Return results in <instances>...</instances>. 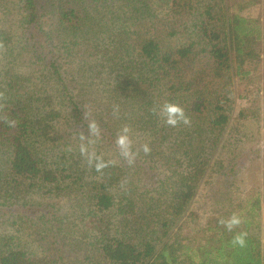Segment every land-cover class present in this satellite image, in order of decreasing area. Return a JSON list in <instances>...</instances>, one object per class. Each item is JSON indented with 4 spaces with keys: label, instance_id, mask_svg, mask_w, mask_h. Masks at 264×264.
Wrapping results in <instances>:
<instances>
[{
    "label": "trees",
    "instance_id": "1",
    "mask_svg": "<svg viewBox=\"0 0 264 264\" xmlns=\"http://www.w3.org/2000/svg\"><path fill=\"white\" fill-rule=\"evenodd\" d=\"M263 31L212 0H0V264H264V180L186 228L244 161L206 78L247 74Z\"/></svg>",
    "mask_w": 264,
    "mask_h": 264
},
{
    "label": "rangeland",
    "instance_id": "2",
    "mask_svg": "<svg viewBox=\"0 0 264 264\" xmlns=\"http://www.w3.org/2000/svg\"><path fill=\"white\" fill-rule=\"evenodd\" d=\"M212 1L216 7L226 8L228 13L259 20L264 28V0ZM182 40L180 36L164 37L162 43L166 46H174L180 44ZM250 47L259 54V59L245 66L248 70L247 74L239 77L231 74L230 68L223 72L212 69L206 78L209 90L219 89L226 92L227 106L231 109H229V127L234 129H231L229 134L230 137L236 136V139L234 137L228 139L222 152H226L225 158H228L231 152L233 153L234 157L229 159L230 162H233L240 154L244 156V161L233 175L227 178L212 177L211 185L201 184L190 205L191 212L197 216L195 221L189 220L190 224L186 226L191 230L213 219L216 210L221 207L219 202L223 201L226 207L231 205L228 208L231 209L243 200L244 195L254 183L258 182L261 185L264 180V38L253 40ZM241 107H249V110L244 118L237 120L235 113ZM250 148L257 150V153L249 151ZM227 165L226 161L225 166ZM45 201L49 202L46 199ZM4 229L5 226L0 221V231H6Z\"/></svg>",
    "mask_w": 264,
    "mask_h": 264
},
{
    "label": "clouds",
    "instance_id": "3",
    "mask_svg": "<svg viewBox=\"0 0 264 264\" xmlns=\"http://www.w3.org/2000/svg\"><path fill=\"white\" fill-rule=\"evenodd\" d=\"M165 111L168 113V120L167 122L169 124H176L178 118H184L183 109L176 104H167L165 105ZM185 122H187L185 120ZM118 143L125 149H127L128 140L126 136H121L118 138ZM147 150V149H146ZM125 154L127 155V151H125ZM102 164H98L97 167H102ZM240 218L237 216H233L231 220L228 222L229 228L232 227V225L239 224ZM236 243L243 245L244 241L242 237H237L235 240Z\"/></svg>",
    "mask_w": 264,
    "mask_h": 264
}]
</instances>
